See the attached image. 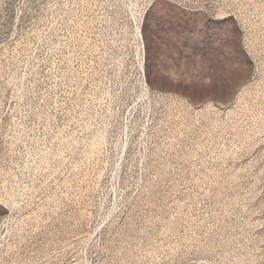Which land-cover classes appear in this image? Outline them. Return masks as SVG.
Listing matches in <instances>:
<instances>
[{"label":"rangeland","instance_id":"rangeland-1","mask_svg":"<svg viewBox=\"0 0 264 264\" xmlns=\"http://www.w3.org/2000/svg\"><path fill=\"white\" fill-rule=\"evenodd\" d=\"M0 264H264V0H0Z\"/></svg>","mask_w":264,"mask_h":264}]
</instances>
